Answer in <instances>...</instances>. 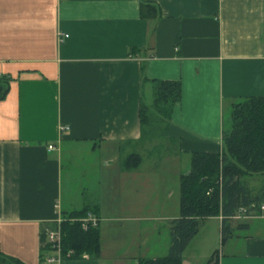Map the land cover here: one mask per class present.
<instances>
[{
  "label": "crops",
  "instance_id": "1",
  "mask_svg": "<svg viewBox=\"0 0 264 264\" xmlns=\"http://www.w3.org/2000/svg\"><path fill=\"white\" fill-rule=\"evenodd\" d=\"M139 1L0 0V77H9L0 99L5 256L41 264L42 230L85 206L99 219L97 257L54 264L164 256L179 216L181 172L174 175L178 200L167 209L174 191L166 183L161 189L151 171L162 164L143 172L142 160L131 169L119 161L123 151L144 147L137 140L140 101L151 94L145 80L180 83L165 138L178 155L219 153L230 105L264 96V0H142L157 6L155 20L140 17ZM84 154L93 157L86 165ZM87 179L94 190L84 188ZM263 182L245 178L255 193ZM234 216L222 245V217L202 220L182 263L192 264L189 249L203 238L205 261L218 249V264H264V210Z\"/></svg>",
  "mask_w": 264,
  "mask_h": 264
},
{
  "label": "trees",
  "instance_id": "2",
  "mask_svg": "<svg viewBox=\"0 0 264 264\" xmlns=\"http://www.w3.org/2000/svg\"><path fill=\"white\" fill-rule=\"evenodd\" d=\"M141 18L155 20L159 11L155 4L139 1ZM136 54L135 50H130ZM8 76L0 77V99L7 92ZM144 81V78L143 80ZM151 94L140 101L138 143L154 139L161 134L166 138L167 126L174 105L180 99V83L171 80H145ZM141 155L130 153L124 167L131 169L141 162ZM189 171L179 180V216L170 222L167 253L158 258L140 259L138 264H183L182 253L198 232L202 220L220 215L221 245L231 237L228 220L240 207L252 204L258 210L264 198V188L253 192L245 183L250 176H264V96L247 97L233 102L223 114L221 150L219 153L192 152L189 154ZM94 209L85 206L63 216L60 254L63 259L97 257L99 253L98 226L82 230L79 220ZM41 232V264L51 250L44 243ZM68 252L70 254L67 256ZM218 249H215L204 264H218ZM3 264H23L0 252Z\"/></svg>",
  "mask_w": 264,
  "mask_h": 264
},
{
  "label": "rangeland",
  "instance_id": "3",
  "mask_svg": "<svg viewBox=\"0 0 264 264\" xmlns=\"http://www.w3.org/2000/svg\"><path fill=\"white\" fill-rule=\"evenodd\" d=\"M149 93L146 94V99L149 97ZM144 147L139 146L138 148H131L130 150H125L120 154V162L122 163L126 156L130 153H138L141 155V160H142V168L143 172H146L148 169L147 167L150 168L148 165L150 162H156V163H161L158 168L154 166L151 171H156L159 175V181L157 182L158 185L161 186V189H163L164 183L166 185H169L168 188V193L172 192V194H169V199L168 201H165V204L168 205L169 207L167 209H171V206L173 205L174 202H177L178 200V193L175 187V172L179 171L182 174H187L189 171V156L188 155H178L175 151V144L171 142H166L164 137L159 134L157 135L154 139H148L144 142L143 144ZM98 153H94L92 156L95 157L97 156ZM77 156V155H76ZM90 156H87L84 154V161H86V164L93 158ZM68 159L65 158V164L67 165L68 163L66 162ZM76 161V160H75ZM80 164L79 166L76 167V170L78 171L77 175H80V171L82 170V163L81 160L78 162ZM76 171V172H77ZM97 180V179H96ZM95 180V182H96ZM79 181V180H78ZM94 182V183H95ZM84 188L87 190L95 189L96 188V183L93 184L92 181L89 182V180H84L83 182ZM262 186L261 189L264 188V182L260 185ZM163 194V193H162ZM78 204H80L82 198L81 194H78ZM207 235V234H206ZM203 238L202 241L200 239L196 241L194 244L191 245L190 252H193L195 257H187V260H189L192 264H204L205 260L203 258L199 257V254H201L204 249H203Z\"/></svg>",
  "mask_w": 264,
  "mask_h": 264
},
{
  "label": "built area",
  "instance_id": "4",
  "mask_svg": "<svg viewBox=\"0 0 264 264\" xmlns=\"http://www.w3.org/2000/svg\"><path fill=\"white\" fill-rule=\"evenodd\" d=\"M64 37H66V35H64ZM66 129L67 127H62L63 131ZM48 148L50 149L52 148V146L49 145ZM256 210L257 209L254 207L253 204L248 207H240L237 210V214L234 217L235 218L249 217V216H252L253 212H255ZM258 210L263 211L264 206L259 205ZM59 222L60 221H58L56 224L58 225ZM79 223H80V227L82 230H87L89 228L97 227L99 223V219L93 213H88L86 216L82 217L79 220ZM43 235H44V243L49 244V246L51 247L50 252L44 256L43 263L44 264L59 263L62 260L61 254H60L61 232H60L59 226L55 228L44 229ZM69 254L70 252H68L67 256Z\"/></svg>",
  "mask_w": 264,
  "mask_h": 264
}]
</instances>
